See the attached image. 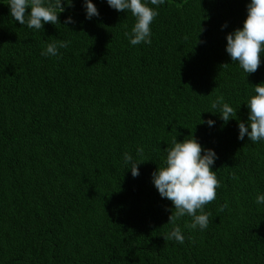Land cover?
Wrapping results in <instances>:
<instances>
[{
    "label": "trees",
    "instance_id": "obj_1",
    "mask_svg": "<svg viewBox=\"0 0 264 264\" xmlns=\"http://www.w3.org/2000/svg\"><path fill=\"white\" fill-rule=\"evenodd\" d=\"M92 2L99 16L72 0L37 31L0 0V264H264V141L237 138L264 55L246 74L225 50L249 0H145L158 11L150 45L125 36L130 11ZM56 40L70 43L41 55ZM218 95L236 118L213 113ZM190 134L215 151L221 186L206 229L176 222L180 244L163 239L173 205L151 174ZM125 152L145 160L137 177Z\"/></svg>",
    "mask_w": 264,
    "mask_h": 264
},
{
    "label": "clouds",
    "instance_id": "obj_2",
    "mask_svg": "<svg viewBox=\"0 0 264 264\" xmlns=\"http://www.w3.org/2000/svg\"><path fill=\"white\" fill-rule=\"evenodd\" d=\"M109 7L118 12L130 11L134 17V24L130 33L124 34L130 44H151V24L158 16V11L150 7L145 0H106ZM151 5L159 6L165 0H149ZM65 4L71 6L72 0H7L11 17L20 25L29 29L43 30L44 24H60L58 13L65 10ZM86 19L99 16V11L92 0H83ZM247 15L242 27L235 28L226 34V52L231 61L238 65L246 74L255 73L264 55V0H249L246 5ZM75 23L71 17L65 19L64 25ZM226 25H222L224 27ZM69 41L56 40L46 44L43 56H58L59 49L67 48ZM227 66V63H224ZM253 85V84H252ZM254 94L247 99L249 110L247 121L238 122V139L245 136L256 143L264 141V82L254 84ZM213 109H219L220 118L225 123L230 118H236V110L224 102L222 95H218L212 102ZM213 126L214 121H201ZM137 153L142 155L143 149ZM217 155L211 148L205 149L198 140L190 134V138L178 141L176 135L172 137L170 146L166 148V159L162 166L152 172V182L161 198L171 201L173 208L168 218L172 229L163 236L164 241L174 239L184 243V236L180 226L176 223L182 217H191V222L185 227L204 230L208 227L211 213L205 211V206L215 201L217 189L221 186L212 165ZM145 161V160H143ZM143 161L134 160L133 156L125 152L124 163L130 168L133 177L139 175L138 164ZM256 203H264V194L256 196ZM227 205H225L226 207ZM223 208H221V211Z\"/></svg>",
    "mask_w": 264,
    "mask_h": 264
}]
</instances>
